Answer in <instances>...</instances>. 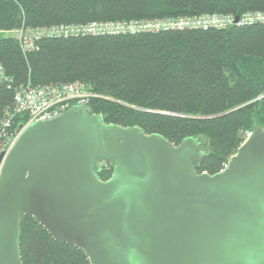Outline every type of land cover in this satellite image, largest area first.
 <instances>
[{"label":"water","instance_id":"1","mask_svg":"<svg viewBox=\"0 0 264 264\" xmlns=\"http://www.w3.org/2000/svg\"><path fill=\"white\" fill-rule=\"evenodd\" d=\"M16 135L0 154V264H23L25 216L89 264H264V129L212 176L195 171L202 139L175 146L86 107Z\"/></svg>","mask_w":264,"mask_h":264},{"label":"trees","instance_id":"2","mask_svg":"<svg viewBox=\"0 0 264 264\" xmlns=\"http://www.w3.org/2000/svg\"><path fill=\"white\" fill-rule=\"evenodd\" d=\"M264 12V0H0V34L91 22H132ZM22 51L0 37V124L16 89L86 83L92 114L106 124L137 126L173 145L204 141L196 173L222 171L246 136L264 129V25L68 39L41 38ZM12 133L27 124L16 117ZM1 128V125H0ZM113 168L98 174L109 180ZM23 264H89L85 252L53 239L25 216Z\"/></svg>","mask_w":264,"mask_h":264},{"label":"built area","instance_id":"3","mask_svg":"<svg viewBox=\"0 0 264 264\" xmlns=\"http://www.w3.org/2000/svg\"><path fill=\"white\" fill-rule=\"evenodd\" d=\"M231 15H206L200 18H182L170 20H148L132 22H91L90 24H68L57 27L19 31L22 51L29 52L36 49V41L41 38L57 39L68 37H103L116 35H137L182 30H210L228 29V27H246L254 24L264 25V12L250 13L238 18ZM2 68L0 79L2 80ZM91 86L82 82L63 84L59 86H31L16 89L13 105L4 111V119L0 128V154L7 153L17 135H13L12 128L16 117L27 119V125L34 122H44L60 117L72 106L88 107L90 102L99 97L92 92ZM1 166V165H0ZM226 168V165L223 169ZM1 171V170H0ZM223 171V170H222Z\"/></svg>","mask_w":264,"mask_h":264},{"label":"rangeland","instance_id":"4","mask_svg":"<svg viewBox=\"0 0 264 264\" xmlns=\"http://www.w3.org/2000/svg\"><path fill=\"white\" fill-rule=\"evenodd\" d=\"M20 33H19V31H17L16 33L15 32H11V33H2V34H0V37H16L17 39H20ZM96 98H102V99H104L103 97H96ZM94 100V99H93ZM92 102V101H91ZM90 102V103H91ZM88 109H89V107H87ZM251 134V133H250ZM248 137H249V134L246 136V139L245 140H247L248 139ZM227 166V164H224L223 165V167L224 166ZM225 169V168H224ZM223 170V169H222Z\"/></svg>","mask_w":264,"mask_h":264},{"label":"crops","instance_id":"5","mask_svg":"<svg viewBox=\"0 0 264 264\" xmlns=\"http://www.w3.org/2000/svg\"><path fill=\"white\" fill-rule=\"evenodd\" d=\"M13 32H15V33H16L17 31H13Z\"/></svg>","mask_w":264,"mask_h":264},{"label":"bare ground","instance_id":"6","mask_svg":"<svg viewBox=\"0 0 264 264\" xmlns=\"http://www.w3.org/2000/svg\"><path fill=\"white\" fill-rule=\"evenodd\" d=\"M22 48H23V45H22Z\"/></svg>","mask_w":264,"mask_h":264}]
</instances>
